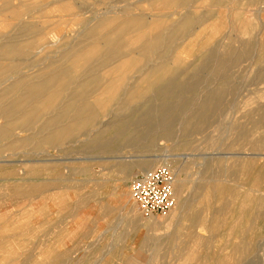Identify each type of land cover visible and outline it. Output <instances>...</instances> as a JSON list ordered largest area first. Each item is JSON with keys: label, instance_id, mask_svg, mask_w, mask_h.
Masks as SVG:
<instances>
[{"label": "bare ground", "instance_id": "1", "mask_svg": "<svg viewBox=\"0 0 264 264\" xmlns=\"http://www.w3.org/2000/svg\"><path fill=\"white\" fill-rule=\"evenodd\" d=\"M145 1L154 6L156 11L151 10L155 13H136L135 4L120 8L117 12H110L111 8L106 6L102 9L103 12H96L94 17L84 23V30L77 36L68 30L72 23L67 24L68 31L61 29L60 24L53 25L56 27L52 30L53 34L61 40L54 47L51 46V41L52 44L57 41L50 36L52 32L45 30L43 23L40 25L34 21L41 16L42 9L36 8L30 1H22L11 8V12L7 11L13 16V22L10 20L8 23L13 33H0V84L9 82L8 87L0 94L1 120H5V125L0 123V142H10L5 148L44 150L45 152H39L40 155L49 157L50 152H62L66 147L76 149V138L84 136L86 140L81 142L80 150L105 146L112 153L121 150L125 143L134 145L145 142L154 133L169 141L174 136L176 125H181V131L186 137L191 136L202 131L220 110L223 111L227 96L236 94L239 89L231 69L241 67L246 61L254 63L258 47L264 53V0H235L234 35L230 29V33H225L224 41L230 42L227 44L215 41L218 33H206V23L211 11L204 10L200 13L197 6L199 0ZM225 1L216 0L215 4L221 5ZM54 2L60 12H70L73 9L71 0ZM246 4L256 9L250 12L245 9ZM5 10V7L0 8V14ZM39 12L41 14L35 17L34 14ZM111 14L113 15L110 16ZM197 37H202V40L198 41L195 50L188 52L195 59H191L194 62L187 67L188 61L181 59L178 50L183 47L182 42L190 39L195 41ZM187 47L188 45L183 49L186 50ZM20 60L28 63V72H25L26 67L21 65ZM191 67L192 73L189 71ZM35 69L37 70L34 71ZM262 69L258 70L256 77L264 85V68ZM208 71L212 73L210 78H222L225 80L224 84L211 88ZM202 85L205 89L196 98L194 94ZM254 113L255 116L246 113L251 119L252 128L246 131L242 127H236H239L240 138L250 137L251 153L262 155L264 136L254 138V133L258 127L264 126V104H259ZM101 119L111 120L102 123ZM38 124L40 126L37 127ZM95 127L97 131H94ZM14 131L19 133L14 134ZM23 133L29 135L24 137ZM176 142L177 147L182 150L191 145L190 142ZM159 157L151 161L171 166L170 155ZM218 166L217 164L215 167ZM234 167L243 169L246 166L235 161L229 168L234 171ZM211 170V163L206 162L205 171L201 172L203 178L213 176L211 172L214 171ZM226 171L229 173L228 168L221 172ZM11 174L8 175L10 178L17 176ZM84 175L91 177L88 171ZM9 177L4 179L8 180ZM255 178L258 179L251 182L249 189L250 212L255 218L256 227L261 228L263 239L253 245L251 259L243 264H264V180L259 175ZM206 179L202 184L210 190ZM60 182L62 179L34 184L26 190L16 188L13 193L35 199L58 191L55 193L56 211L64 210L73 214L95 202L96 195H89L85 200H76V207L65 205L66 200H63L60 191L71 189V186ZM182 192V186L177 188L176 199ZM126 201L128 205L134 203L129 198ZM185 202L179 200L174 211L184 209ZM110 213L112 210L105 206L100 210V214L104 216ZM192 219L196 221L197 217L192 215ZM205 224L207 223L203 222L202 225ZM56 227L59 231L60 225ZM207 227L215 230L217 224L206 225ZM187 238L190 243L194 242V238L199 243L202 241L199 233L194 231H188ZM143 243L152 244V239L146 238ZM183 250H187L186 245ZM46 255L59 259L52 251H48Z\"/></svg>", "mask_w": 264, "mask_h": 264}, {"label": "rangeland", "instance_id": "2", "mask_svg": "<svg viewBox=\"0 0 264 264\" xmlns=\"http://www.w3.org/2000/svg\"><path fill=\"white\" fill-rule=\"evenodd\" d=\"M22 1H30L36 8L42 9V14H34L35 17L41 14L34 21L40 25L43 23L45 30L52 32L56 29L54 26L60 24L61 29L72 31L74 36L84 30L83 25L88 19L94 17L96 12H103L102 9L106 6L111 8L110 12H117L116 10L133 4L136 13L156 11L150 2L145 0H71L73 9L70 12L58 11L54 2L56 0H0V8H6V14H0L1 34L13 33L8 26L10 20L13 22V16L7 11ZM215 1L199 0L198 11H211L206 23V33H218L215 41L227 44L230 42L224 41L225 33L230 30L233 33L235 27V0H226L221 5L217 2L215 4ZM245 7L250 12L256 9L247 4ZM50 36L57 41L52 44L53 41L49 37L52 47L60 43L61 40L57 39L53 32ZM200 40L202 37H197L195 41L190 39L182 42L183 47H188L186 50L183 47L178 50L181 59L188 61L187 67L194 62L191 59H195L188 52L195 50ZM259 49L258 47L256 50L254 63L246 61L241 67L231 69L234 80L238 81V92L227 96L223 111L220 110L202 131L191 136L186 137L181 131V125H176L174 136L169 141L154 133L146 142L134 145L123 143L121 150L112 153L105 146L93 149L94 151L80 150L81 142L86 140L83 136L76 138V149L66 147L62 152H50L49 157L40 155L39 152H45L44 150H9L5 148L9 141L0 142V147L3 145L0 149V264H243L250 260L251 249L263 239L261 228L256 227L255 218L250 212L249 189L251 182L258 179L255 178L258 175L264 180V150L262 155L251 153L253 151L249 144L250 137L240 138L238 128L242 127L246 131L252 128L251 119L247 115L251 113L255 116L254 109L259 104H264V85H261L256 77L258 70L264 68V53ZM20 61L21 65L26 67L25 72H28V63ZM32 61L34 62L35 58ZM192 70L191 67L189 71L192 73ZM210 73L211 71H208L207 77L210 79L211 88L224 84V79H212ZM8 85L7 81L0 84V94ZM204 89L205 86L202 85L194 96L197 98ZM109 120L111 119H101L102 123ZM0 123L5 125L1 114ZM97 128L99 129V126ZM94 131H97L96 127ZM255 131L254 138L264 136V126ZM16 133L19 131H14V134ZM28 135L23 133L22 136ZM176 141L183 144L190 142L191 145L182 150L177 147ZM166 154L170 155L172 163L169 167L176 177L175 194L177 188L182 186L183 190L182 195H177V202L186 201V207L173 210L164 217H144L134 201L132 205L126 203L127 198L132 199L131 184L145 172L163 166L151 160L167 156ZM235 161L246 167H234L237 172L233 171L229 167ZM206 162L211 163V171H214L211 172L213 176L210 175V178L206 176L208 179L201 175V172L205 171ZM217 164L218 169L215 167ZM37 167H40V170H36ZM227 168L230 175L227 171L221 172ZM85 171H88L91 177L84 175ZM11 173L17 176L10 178L8 175ZM6 177L9 179H4ZM57 179H62L60 183L71 186V189L60 191L63 200H66L65 205L76 207V200H85L89 195H96L95 202L90 207L84 206L77 214L76 211L73 214L64 210L61 214L56 211L55 205V193L58 191L35 199L13 193L16 188L26 190L34 184ZM204 179L207 180L210 190L202 184ZM104 206L112 210V213L105 216L100 214ZM192 215L197 217L196 221L192 219ZM203 222L207 224L204 226ZM58 224L61 227L59 231L62 230L60 233L56 227ZM215 224V230L206 228V225ZM188 231H194L196 234L198 232L202 241L199 243L194 238V242L190 243L188 238L186 239ZM146 238L152 239V244L145 245L143 241ZM185 245L187 250H183ZM48 251L58 255L59 259L47 256Z\"/></svg>", "mask_w": 264, "mask_h": 264}, {"label": "built area", "instance_id": "3", "mask_svg": "<svg viewBox=\"0 0 264 264\" xmlns=\"http://www.w3.org/2000/svg\"><path fill=\"white\" fill-rule=\"evenodd\" d=\"M175 173L166 165L158 166L137 177L131 195L144 217H164L176 207Z\"/></svg>", "mask_w": 264, "mask_h": 264}, {"label": "crops", "instance_id": "4", "mask_svg": "<svg viewBox=\"0 0 264 264\" xmlns=\"http://www.w3.org/2000/svg\"><path fill=\"white\" fill-rule=\"evenodd\" d=\"M146 142V141H145ZM141 143H143V142H141Z\"/></svg>", "mask_w": 264, "mask_h": 264}]
</instances>
